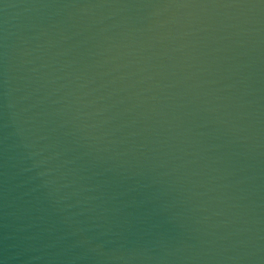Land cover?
Here are the masks:
<instances>
[{
  "label": "water",
  "instance_id": "95a60500",
  "mask_svg": "<svg viewBox=\"0 0 264 264\" xmlns=\"http://www.w3.org/2000/svg\"><path fill=\"white\" fill-rule=\"evenodd\" d=\"M0 264H264V0H0Z\"/></svg>",
  "mask_w": 264,
  "mask_h": 264
}]
</instances>
